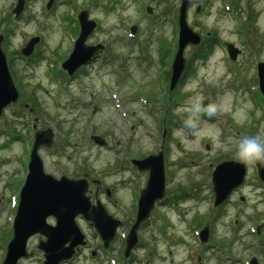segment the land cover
I'll return each instance as SVG.
<instances>
[{
    "label": "rangeland",
    "instance_id": "374dc122",
    "mask_svg": "<svg viewBox=\"0 0 264 264\" xmlns=\"http://www.w3.org/2000/svg\"><path fill=\"white\" fill-rule=\"evenodd\" d=\"M16 2L0 0V47L19 94L0 115V264L34 131L47 128L54 144L38 151L43 172L99 182L98 191L91 186L86 195L122 223L103 253L90 223L74 219L90 248L68 264H249L251 259L264 264V188L254 164L235 156L241 137H264L256 73L264 63V0H188L187 25L205 41L201 49L184 48V78L172 91L167 81L180 0H54L50 10L47 0H24L15 19ZM81 10L96 25L86 45L100 44L104 51L69 82L56 71L72 50L75 14ZM210 34L216 41H209ZM32 37L39 43L22 58L19 51ZM225 46L237 51L234 61ZM89 136L106 146L94 145ZM159 150L167 202L154 205L125 260L124 237L147 179V173L127 169L128 163ZM228 161L244 165L243 182L214 208L210 177L216 165ZM47 223L53 225L50 218ZM205 227L204 244L198 235ZM40 241V235L31 236L25 246L29 256L17 264H43ZM92 250H100L96 259Z\"/></svg>",
    "mask_w": 264,
    "mask_h": 264
},
{
    "label": "water",
    "instance_id": "95a60500",
    "mask_svg": "<svg viewBox=\"0 0 264 264\" xmlns=\"http://www.w3.org/2000/svg\"><path fill=\"white\" fill-rule=\"evenodd\" d=\"M53 0H48L46 8H50ZM178 9V40L177 50L171 64V76L169 91L177 84L184 69L185 61L183 51L187 45L197 46L199 37L186 24V9L188 0H180ZM24 0H17L12 14L18 18L23 10ZM146 12L150 14V9ZM79 35L74 43V48L61 64L68 76L81 66H85L92 60L94 53L101 46L86 47L84 45L87 37L95 28V23L88 19L87 12L82 11L77 16ZM135 27L131 28L132 34ZM3 36L0 35V45ZM39 42L38 38L31 39L20 51L22 57H28L33 52V47ZM230 61L235 60L237 51L231 46L227 47ZM258 88L264 96V64L257 65ZM11 79L4 53L0 48V115L4 109L15 104L18 99L17 90ZM53 131L46 129L36 131L32 147L29 153L27 175L24 184L19 191V200L16 214L12 224V238L7 245L6 255L2 264H15L20 258L26 256L25 246L28 238L39 234L45 238L40 242L38 249L43 253V264H59L71 258L76 247L85 246L84 236L75 224V218L81 216L90 222L101 239L104 248L114 239L116 230L121 222L109 217L102 206L96 201L91 206L90 198L85 196L88 182L85 179L68 180L61 177L59 180L43 172L41 160H39L38 149L49 148L52 145ZM90 140L98 147L105 146V141L99 137L92 136ZM139 172H148L145 188L140 191L137 201V212L134 225L125 237L124 258H127L131 250L137 244V229L147 220L154 203L163 199L164 194V172L163 156H148L140 161H132ZM257 178L264 188V161L255 163ZM245 175L244 165L238 162L228 161L217 165L211 174L212 192L214 195L213 206L218 207L230 193L239 187ZM52 217L55 226L46 223V219ZM260 227L257 228L259 230ZM208 228L205 227L199 233L201 243L207 242ZM249 264H256L251 259Z\"/></svg>",
    "mask_w": 264,
    "mask_h": 264
},
{
    "label": "clouds",
    "instance_id": "9594fccd",
    "mask_svg": "<svg viewBox=\"0 0 264 264\" xmlns=\"http://www.w3.org/2000/svg\"><path fill=\"white\" fill-rule=\"evenodd\" d=\"M235 156L250 165L264 161V137L259 134L241 137L236 143Z\"/></svg>",
    "mask_w": 264,
    "mask_h": 264
},
{
    "label": "flooded vegetation",
    "instance_id": "af4514ba",
    "mask_svg": "<svg viewBox=\"0 0 264 264\" xmlns=\"http://www.w3.org/2000/svg\"><path fill=\"white\" fill-rule=\"evenodd\" d=\"M77 34L78 33H76V36L75 37H77ZM209 36H211V34L209 35ZM209 39V41H211V42H214V40H215V37L214 38H208ZM199 40H200V42H199V45L196 47V50L197 49H201L202 47H203V42L205 41L204 40V37H202V36H200L199 37ZM216 41V40H215ZM85 45H86V43H85ZM88 46V45H87ZM90 46V45H89ZM104 51V50H103ZM103 53V52H102ZM98 57V55L96 54V57H95V59ZM94 59V60H95ZM83 69L84 68H80V69H78L76 72H75V74L68 80L69 82H71V81H73V79L74 78H76V77H78L79 75H81V73H82V71H83ZM42 130V129H41ZM54 144V143H53ZM53 146V145H52ZM138 160V159H137ZM128 168H130V169H132V170H134V171H136L137 172V170H136V168L134 167V166H132V164H131V160L129 161V163H128V167H127V169ZM137 173H139V172H137ZM86 176L87 175H83L82 176V178H85V179H87L86 178ZM77 179H80V178H74V180H77ZM88 180V182H89V188H88V192H90V188H91V186L93 187V186H97V188L95 189L96 190V192L98 191V189H99V186H100V183L99 182H96V181H94V180H91V178L90 179H87ZM105 194H106V198H108V199H112V197H111V191L110 190H105ZM165 198V197H164ZM166 200H163L162 202H156L157 203V206H161V205H164V204H166ZM112 203H115V200H112ZM52 221H53V219L52 218H50ZM53 224H54V221H53ZM111 244V243H110ZM110 244L108 245V247L107 248H105V249H103V246H101V247H99L98 246V249L100 248V249H102L103 250V253L104 252H107L111 247H110ZM90 247H89V245L87 244L86 246H84L83 248H80V249H78L77 250V252L75 253V255L69 260V261H66V262H62V263H59V264H68V263H70V262H72V261H74V259L79 255V253L81 252V251H84V250H86V249H89ZM98 251H100V250H98ZM98 251L97 250H92L91 251V253H90V255H91V257L93 258V259H96L97 257H98V255H100L99 253H98Z\"/></svg>",
    "mask_w": 264,
    "mask_h": 264
},
{
    "label": "trees",
    "instance_id": "16d2710c",
    "mask_svg": "<svg viewBox=\"0 0 264 264\" xmlns=\"http://www.w3.org/2000/svg\"><path fill=\"white\" fill-rule=\"evenodd\" d=\"M201 59L205 58L204 52L199 53L198 55Z\"/></svg>",
    "mask_w": 264,
    "mask_h": 264
}]
</instances>
